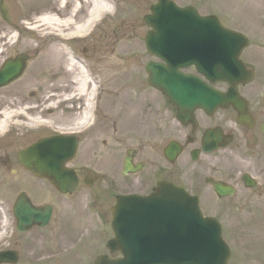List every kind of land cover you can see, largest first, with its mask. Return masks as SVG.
<instances>
[{
    "label": "flooded vegetation",
    "instance_id": "obj_1",
    "mask_svg": "<svg viewBox=\"0 0 264 264\" xmlns=\"http://www.w3.org/2000/svg\"><path fill=\"white\" fill-rule=\"evenodd\" d=\"M257 14L251 56H243L245 61H251L254 79L239 86L247 114L245 123L233 105L213 111L198 109L186 124L178 119V109L172 107L168 111L171 118L165 120L163 96L158 91H123L133 85L123 80L119 81V88L110 89L111 82L116 83L114 75L105 80L107 95L93 90L80 97L77 110L58 106L57 98L62 93L58 90L48 91L43 99L31 92L30 98L20 100L25 104L36 99L37 104L45 105L43 116L57 125L91 126L86 135L77 138V152L69 163L76 171L81 192L63 194L57 189H42L35 197L38 200L27 192L34 204L51 209L50 242L67 225L61 220L66 207L72 209L75 203L85 208L77 226L80 235L91 242L101 240L94 215L101 217L104 228L108 226L109 205L102 204L100 211L101 200H106L105 190L111 195L118 189L150 193L163 179L197 196L205 212L211 209L228 215L229 210H238L241 223L245 216H253L264 208V9ZM216 86L223 92L230 89V84L223 81ZM57 109L65 110L63 115L57 114ZM29 113L39 115L40 110L30 109ZM41 137L44 134L30 136L28 144ZM170 142L181 149L173 163L165 155ZM209 144L214 145L213 150H209ZM9 149V144H0V169L7 167L17 154ZM125 163L128 174L123 172ZM216 183L234 187L235 196L221 197L215 190ZM23 191L9 193V201L14 205Z\"/></svg>",
    "mask_w": 264,
    "mask_h": 264
},
{
    "label": "water",
    "instance_id": "obj_2",
    "mask_svg": "<svg viewBox=\"0 0 264 264\" xmlns=\"http://www.w3.org/2000/svg\"><path fill=\"white\" fill-rule=\"evenodd\" d=\"M152 10L154 15L146 17L148 24L154 28L148 35L147 45L149 51L153 54L158 53L166 64L149 62L147 66L150 74L149 80L181 110L208 106L209 104L203 98L207 96L206 99H211L213 93L206 94L205 85L192 76L183 75L179 71L180 68L195 62L198 70L210 75L211 80H219L220 77L216 78V76L223 73L233 78L236 73L248 74L237 60L238 53L235 54L237 65L231 63L227 64L225 69L223 68L221 60L223 47L232 53L234 49L229 41L225 40L222 34L224 31L219 26L216 17L201 19L194 8L180 9L170 0H161L152 7ZM200 22L204 26H211L214 35L196 27ZM27 59L26 54H20L16 59L8 60L0 70V86H5L21 76ZM185 87L192 90L190 94H187L188 91L187 93L182 92L186 89ZM214 97H216L215 104H210V106L218 105V101L221 100L219 94H214ZM70 141L72 142L73 138L52 137L41 140L21 152V162L37 175L48 177L63 192L72 191L76 188V179L72 173L68 172L69 170H65L63 165L65 159L61 156L63 152L59 150ZM72 150L71 147L68 153L71 154ZM20 205H23L17 208L20 227L36 220H40L41 225L48 222L49 213L40 214L27 202H20ZM122 208H129L128 210L133 212H123ZM114 212L115 238L109 242L108 247L112 252L121 251L125 258L113 260L107 255H102L97 258L95 264H201L197 259L191 258L197 255L198 248L194 247V252L190 253L191 242H188L189 229L187 227L190 225L195 228L191 230L192 237L196 234L198 226L200 228V226L209 225L208 222L205 224L204 219L199 215L197 198L189 196L181 189L165 185L153 194V197H119ZM174 219H181V221L174 222ZM191 220L195 221L188 224ZM162 226L164 232L171 229L169 234L172 238L159 232ZM210 231L213 234L212 241L207 243L212 244L215 241L216 244H213L210 249H204L203 253L212 255L214 254L213 246H217L215 247L217 253L211 258L212 264H228L230 250L221 238L219 226L216 224L210 227ZM124 235H127L130 246L123 242ZM155 235L158 237V242ZM132 236L134 238L138 236L137 243ZM172 252H177V255L169 256L168 254ZM10 255L12 254L1 255L0 263L10 261ZM184 255L189 256L187 260ZM15 260L14 257L13 261Z\"/></svg>",
    "mask_w": 264,
    "mask_h": 264
},
{
    "label": "rangeland",
    "instance_id": "obj_3",
    "mask_svg": "<svg viewBox=\"0 0 264 264\" xmlns=\"http://www.w3.org/2000/svg\"><path fill=\"white\" fill-rule=\"evenodd\" d=\"M29 2L28 11L21 17L19 24L23 27L19 29H12L13 39L12 41L18 45L10 50H6V47L0 46V52L4 50L2 58L0 60V66L2 65L5 58L10 56H15L18 53L26 52L31 55V60L29 61L27 71L25 75L15 82L14 84L0 89V102L1 108H5V104H12L11 108L13 109L15 105L19 103L22 99L21 97L29 98L28 92L36 90L41 95L43 92L48 90H59L63 91L66 88L72 87L71 76L70 75H61L57 81H51L52 71H49L47 74H40L43 69L42 66H35L37 59H41L44 64L51 61V59H56L57 53L61 55L63 62L66 61V51L68 49L63 48L60 44H52L49 34L47 36L41 35L38 31L33 30L35 27V20L41 15L42 9H44L43 3H40V0H27ZM55 1V0H53ZM72 4L74 1L69 0ZM158 0H117L116 8L118 9L117 15L114 17V20H110L107 24L101 29L96 37L91 41L84 43V47L87 48V52L80 53L81 49H76L78 45H73L75 51L79 54V58L85 60L90 65L93 66V69L100 75V78L108 79L110 74L116 73L120 78H129L134 79L133 77L146 74L145 63L150 58L146 53L145 49V36L149 29L147 27L143 17L145 14L150 12V6L157 2ZM181 6L185 5H195L200 10L202 14H216L221 19L227 20L228 23H232L238 29H241L253 36L254 28L252 20L254 15L259 16L257 12L259 9H264V0H174ZM17 0H0V30L4 31L6 29L16 28V25L11 20V12L14 9L18 8ZM90 3H86V7H90ZM69 15V12H66V15L61 17L65 18ZM86 14L77 15L79 22H82L86 18ZM74 28V26H73ZM39 29V28H38ZM46 29V28H45ZM62 30H69L72 28L61 27ZM246 29V30H245ZM40 30V29H39ZM27 31L31 32L35 36L32 37L27 34ZM45 31L48 32L46 29ZM64 49V50H63ZM52 66L51 64L48 65ZM89 66V65H88ZM50 69V68H49ZM40 71V73H39ZM141 71L139 74L138 72ZM138 73L137 75H135ZM135 75V76H132ZM119 79L118 77H116ZM114 78V79H116ZM136 78V77H135ZM103 82V81H102ZM104 83V82H103ZM117 83V80H116ZM114 81L111 82V88H119L118 83ZM132 88H123V91H128ZM123 94V93H122ZM30 102V101H29ZM15 104V105H14ZM33 106L34 103H31ZM27 105H30L28 103ZM14 106V107H13ZM79 107V105H78ZM12 131L15 129L11 139L3 141V144H9L11 151L21 148L22 142L18 141L19 133L24 129L22 126L16 125L12 126ZM22 127V128H21ZM13 168H18L15 164ZM22 170V169H21ZM21 170L11 173L7 168L0 169V196L5 198L9 196V191L13 192L17 186H22L21 183ZM22 177L26 181V184L29 186V189L33 193H37L40 188L41 181L34 178L28 172H22ZM44 186L47 189H50L49 182H44ZM6 207H9L8 204H3ZM102 207V204H100ZM104 207L106 205L104 204ZM83 211V206L80 203H75L72 209H65L62 215L63 224H69L72 220H77L78 217H81ZM100 211L102 209L100 208ZM233 212V216L230 218H224V235L228 243L232 248V260L230 264H264V208L257 210V213L253 219L254 228H251V232L247 234V231H243L239 226L236 215ZM1 219V216H0ZM67 221V222H66ZM73 222V221H72ZM246 222H248L246 220ZM247 225V223H246ZM68 227L66 225L63 230H61L60 235L70 236L66 233L65 230ZM36 233L32 234L30 237H24L25 241L30 243L31 246L36 250V261H32L31 250L26 251L24 249L22 259L19 264H43L44 257H51L46 261V264H92V260L89 257V254H85L86 260L83 261V256L78 255H62V254H51L52 252L51 245L46 243L45 236L48 233H51L50 227L42 230H36ZM68 240L67 237H64V240ZM16 240H21L22 244L24 243L22 239H15L13 243H17ZM69 241V240H68ZM12 243V245H13ZM57 243V242H55ZM98 252L101 253L106 250V246L103 245V242H99ZM86 249V247H84ZM50 259L54 263H51Z\"/></svg>",
    "mask_w": 264,
    "mask_h": 264
},
{
    "label": "bare ground",
    "instance_id": "obj_4",
    "mask_svg": "<svg viewBox=\"0 0 264 264\" xmlns=\"http://www.w3.org/2000/svg\"><path fill=\"white\" fill-rule=\"evenodd\" d=\"M18 8L12 10L11 20L16 25V28L6 29L4 31L0 30V46L6 47V50L16 47L18 44L13 42L12 29H19L23 25L19 24L21 17L28 11L29 2L27 0H17ZM74 2L70 5L69 0H41L40 3H43L44 9L41 11V15L35 20V27L33 30L38 31L41 35L47 36L50 32L57 27H69L71 22H74L76 30H84L86 26H90L97 17H101L104 13H107L111 10V3L109 0H73ZM90 3V9L88 14V19L83 23H78L77 14L79 10H83L86 7V3ZM82 7V8H80ZM69 12V15L65 18H61L66 15V12ZM40 30H39V29ZM46 28V29H45ZM27 34L34 37L35 35L27 31ZM94 37V36H93ZM60 45H67L61 44ZM4 50L0 52V60ZM66 61L62 63L61 55L57 53L56 60L54 61V71L61 75H70L72 87L66 88L67 102L70 105V109L75 108L78 103V97L86 96L88 93H93L95 86L92 85V77H90L91 72H89L88 66L83 60H76L75 58L66 52ZM69 57V58H68ZM35 66H42L47 69V64H44L41 59H37ZM48 70V69H47ZM40 73V71H39ZM40 74H46L45 70H41ZM0 102V107L2 106ZM13 104H5V108L1 112L2 119L0 120V130L5 128L9 121L11 120V115L15 113L14 110H11ZM7 217L3 221L4 224H7Z\"/></svg>",
    "mask_w": 264,
    "mask_h": 264
}]
</instances>
